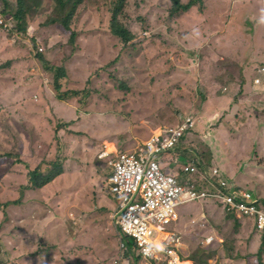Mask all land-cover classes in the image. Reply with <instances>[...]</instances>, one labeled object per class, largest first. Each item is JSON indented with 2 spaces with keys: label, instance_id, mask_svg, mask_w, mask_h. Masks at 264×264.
Returning <instances> with one entry per match:
<instances>
[{
  "label": "rangeland",
  "instance_id": "374dc122",
  "mask_svg": "<svg viewBox=\"0 0 264 264\" xmlns=\"http://www.w3.org/2000/svg\"><path fill=\"white\" fill-rule=\"evenodd\" d=\"M18 4L10 0V9ZM169 7V0H129L122 19L134 39L127 44L109 30L103 0L75 19L74 45L58 25L47 24L55 17L49 0L28 12L27 35L12 37L0 25V154L13 156L0 159V201L20 198L29 170L46 172L57 159L64 165L54 183L26 191L7 216L0 210V264H131L112 218L111 156L103 155L134 149L186 112L194 115V129L178 153L158 156L161 170L174 168L180 177L177 157L179 164H196V172L210 174L215 166L252 192L239 178L253 174L264 191L262 148L258 154L264 98L251 85L264 63V0H203L201 8L196 4L176 16ZM4 10L0 0L5 18ZM39 54L53 67L66 66L63 90L86 89L90 96L57 100ZM176 212L179 221L159 229L181 234L182 257L204 250L214 254L208 264H256L261 233L252 220L236 230L210 201ZM207 236L215 242L206 246Z\"/></svg>",
  "mask_w": 264,
  "mask_h": 264
},
{
  "label": "built area",
  "instance_id": "2783aa9c",
  "mask_svg": "<svg viewBox=\"0 0 264 264\" xmlns=\"http://www.w3.org/2000/svg\"><path fill=\"white\" fill-rule=\"evenodd\" d=\"M0 25L8 35L17 37L10 19L0 16ZM252 87L264 98V63L256 69ZM193 123L192 115H186L173 126L152 132L132 150H106L103 155L111 156L108 161L111 174L107 181L110 194L117 200L113 222L124 235L134 240L136 254L143 264L189 263L179 253L181 234L159 229L177 223L176 209L187 203L214 202L226 213L252 218L256 228L264 230V203L251 190L231 183L217 167L214 166L210 174L204 168L201 171L198 168L196 172V164H179L178 158L174 157L173 162L180 167L181 176L161 170L158 156L175 153L181 137L193 127ZM197 177L208 181L210 187L199 186ZM190 223L195 224L196 220ZM214 242L215 239L208 236L203 244L207 246ZM121 249L125 250L124 243H121Z\"/></svg>",
  "mask_w": 264,
  "mask_h": 264
},
{
  "label": "trees",
  "instance_id": "16d2710c",
  "mask_svg": "<svg viewBox=\"0 0 264 264\" xmlns=\"http://www.w3.org/2000/svg\"><path fill=\"white\" fill-rule=\"evenodd\" d=\"M53 2V6L55 9V17H50L47 20V24H56L58 25L65 33L69 34V43L74 45L78 41V31L73 28V23L75 19L81 14L83 10H85L90 4L100 3L101 0H49ZM109 7L110 11V21H109V30L113 35L118 37L122 43L127 44L134 39V33L126 26L124 19H122L123 15L126 13V8L129 0H103ZM169 15L176 16L180 13L187 12L191 7L198 4V8H201L203 5V0H187L184 2L183 0H169ZM5 4L4 16L5 19L9 20L13 23V31H16L18 35L25 36L27 35V31L29 29V25L27 22L28 12L42 5V0H18L19 4L15 10H11L10 0H3ZM39 61H41L44 65L45 70L52 75L53 77V91L55 93L56 99L63 102H69L73 99L83 100L88 98L89 91L84 90H63L64 85L62 81L68 79V69L64 65L63 67H53L49 64L46 58L39 54ZM51 77V76H50ZM56 133H59L57 130ZM11 154H0V159L3 158H12ZM201 161V160H200ZM201 166L202 163L200 162ZM199 164V165H200ZM48 170L46 172L42 171V167H36L33 170H29L28 172V184L23 186L21 189V195L18 200L1 202L0 201V210L5 213L7 216L6 210L10 206H16L21 204L22 198L26 191L28 190H37L43 189L46 186L54 183L58 178H60L64 174V165L63 161L57 159L56 161L47 164ZM111 174V173H110ZM197 184L201 187H207L211 185L208 181L202 179L201 177H197ZM211 182L214 183V179H211ZM114 199V198H113ZM115 204L117 200L114 199ZM264 203V200H263ZM227 217L232 220L235 224L236 230L242 228L245 219L250 218H239L234 213H226ZM252 220V219H251ZM253 221V220H252ZM118 228V227H117ZM119 230V235L121 238V242L125 244V252L128 258H132L131 264H137V261L140 260V257L136 254V246L134 244V240L123 235L121 230ZM261 239H260V247L258 252L253 256L256 264H264V230L260 231ZM1 240H0V255H1ZM195 256L191 257H182V259L190 260L192 264H208L211 259H213V253H207L204 250H196L194 252ZM251 257H248L250 260ZM249 263V262H248ZM189 264V263H187Z\"/></svg>",
  "mask_w": 264,
  "mask_h": 264
},
{
  "label": "crops",
  "instance_id": "0c3cea01",
  "mask_svg": "<svg viewBox=\"0 0 264 264\" xmlns=\"http://www.w3.org/2000/svg\"><path fill=\"white\" fill-rule=\"evenodd\" d=\"M258 145H259V143H258ZM180 146H181V144H180ZM180 146L177 148V153H178V151H180L181 150V148H180ZM261 148H262V151L264 152V146L262 147V146H260V148L258 149V154L259 155H261V156H263V152L261 151ZM179 155V154H178ZM180 155H182V154H180ZM259 164H261V162H259L258 163V165ZM255 169V171L256 172H261V171H258L259 169H256V168H253V170ZM171 171V169L169 168V169H166V172H170ZM250 174L249 173H247L245 176H244V179H241V178H239L241 181L240 182H242L244 185H246V186H251V187H253V192L254 193H256L257 194V196L260 198V199H262V198H264V191L262 192V189L260 188L261 186L260 185H255L256 183H254V181H255V179H254V177H253V174H251L250 176H249ZM263 176V175H262ZM262 176H259V178H261ZM247 184H249V185H247ZM247 188V187H246ZM257 188V189H256ZM247 220H251V219H245V221H247ZM258 241H259V239H258ZM259 245H260V242H259ZM188 262V261H187ZM190 264H191V262H189Z\"/></svg>",
  "mask_w": 264,
  "mask_h": 264
},
{
  "label": "clouds",
  "instance_id": "9594fccd",
  "mask_svg": "<svg viewBox=\"0 0 264 264\" xmlns=\"http://www.w3.org/2000/svg\"><path fill=\"white\" fill-rule=\"evenodd\" d=\"M261 65V64H260ZM258 68V67H257ZM256 68V69H257ZM251 85H252V81H251ZM260 100H261V98H260ZM186 115H192V118H193V120H194V123H193V127L190 129V130H188L182 137H181V139H180V142H179V145H178V147L180 146V144H181V140L183 139V137H185V135L186 134H188V133H190L193 129H194V126H195V118H194V115H193V113H191V112H186L185 114H183V116H182V118L184 117V116H186ZM178 121V120H177ZM176 121V122H177ZM175 124V123H174ZM173 124V125H174ZM149 137V136H148ZM147 137V138H148ZM145 141V140H144ZM177 147V148H178ZM129 151V150H128ZM176 151H177V149H176ZM176 153V152H175ZM201 162V161H200ZM200 162H199V164H200ZM200 166H201V164H200ZM203 166V165H202ZM179 167V166H178ZM110 168V167H109ZM111 169V168H110ZM179 169H180V167H179ZM174 170H171V172H173ZM181 173V172H180ZM176 176H178L177 174H176ZM224 177H225V175H223ZM109 178V177H108ZM108 180V179H107ZM229 181H230V179H229ZM231 182V181H230ZM231 183H233V182H231ZM235 184V183H234ZM238 187H242V188H246V187H243V186H239V185H237ZM207 187H210V186H207ZM247 189H249V188H247ZM250 190V189H249ZM110 193V192H109ZM254 193V192H253ZM111 195V194H110ZM112 196V195H111ZM113 197V196H112ZM258 197V196H257ZM114 198V197H113ZM259 198V197H258ZM115 199V198H114ZM260 199V198H259ZM261 200V199H260ZM262 201V200H261ZM208 202V201H207ZM263 202V201H262ZM116 205H117V203L115 204V207H116ZM115 211V210H114ZM180 219V218H179ZM250 219H252V218H250ZM193 220H195V219H193ZM198 220H200L199 218L197 219V223H198ZM253 220V219H252ZM179 221V220H178ZM192 221V220H191ZM190 221V222H191ZM254 222V221H253ZM197 223H195V224H191V225H196ZM255 225V224H254ZM116 226V225H115ZM117 227V226H116ZM256 227V226H255ZM119 228V227H118ZM258 230V229H257ZM259 231V230H258ZM122 232V231H121ZM260 232V231H259ZM179 233V232H178ZM123 234V233H122ZM180 234V233H179ZM124 235V234H123ZM126 236V235H125ZM208 237V236H207ZM122 243V242H121ZM212 244V243H211ZM210 244V245H211ZM126 249V248H125ZM125 251V250H124ZM179 253H180V251H179ZM141 260V259H140ZM184 260H186V259H184ZM186 261H188V262H191L190 260H186ZM143 263V262H142ZM191 264H192V262H191Z\"/></svg>",
  "mask_w": 264,
  "mask_h": 264
},
{
  "label": "bare ground",
  "instance_id": "6f19581e",
  "mask_svg": "<svg viewBox=\"0 0 264 264\" xmlns=\"http://www.w3.org/2000/svg\"><path fill=\"white\" fill-rule=\"evenodd\" d=\"M184 264H187V263H184Z\"/></svg>",
  "mask_w": 264,
  "mask_h": 264
}]
</instances>
